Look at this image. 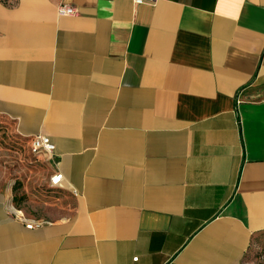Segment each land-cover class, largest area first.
<instances>
[{
    "label": "crops",
    "instance_id": "0c3cea01",
    "mask_svg": "<svg viewBox=\"0 0 264 264\" xmlns=\"http://www.w3.org/2000/svg\"><path fill=\"white\" fill-rule=\"evenodd\" d=\"M0 114L75 195L0 191V264H244L264 233V0H0Z\"/></svg>",
    "mask_w": 264,
    "mask_h": 264
},
{
    "label": "rangeland",
    "instance_id": "374dc122",
    "mask_svg": "<svg viewBox=\"0 0 264 264\" xmlns=\"http://www.w3.org/2000/svg\"><path fill=\"white\" fill-rule=\"evenodd\" d=\"M31 142L0 114V191L8 194L11 208L19 215L49 220L66 214L75 195L50 184L47 154L33 151ZM244 264H264V233L252 240Z\"/></svg>",
    "mask_w": 264,
    "mask_h": 264
},
{
    "label": "built area",
    "instance_id": "2783aa9c",
    "mask_svg": "<svg viewBox=\"0 0 264 264\" xmlns=\"http://www.w3.org/2000/svg\"><path fill=\"white\" fill-rule=\"evenodd\" d=\"M136 5H139L141 3H154L156 0H133ZM58 12L59 14H65V15H75L79 12V9L76 5L68 2H62L58 5ZM31 147L33 151L40 152L45 151L46 153H52L55 150V143L51 140V138L43 133H38L34 135ZM63 179V173L57 172L54 175L51 176L50 184L52 186H57L62 182ZM37 224V222L30 221L26 222V225L30 228L34 227ZM135 259L137 257H134Z\"/></svg>",
    "mask_w": 264,
    "mask_h": 264
}]
</instances>
